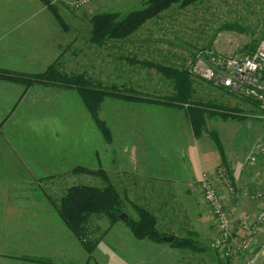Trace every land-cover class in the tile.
<instances>
[{"label": "crops", "instance_id": "obj_1", "mask_svg": "<svg viewBox=\"0 0 264 264\" xmlns=\"http://www.w3.org/2000/svg\"><path fill=\"white\" fill-rule=\"evenodd\" d=\"M68 30L40 0H0V70L34 77L58 60L60 70L71 73L75 59L70 62L71 57L63 56L72 47ZM237 44L241 50L245 46L242 40ZM241 52L245 51L235 54ZM178 54L173 53L171 62H179ZM197 80L195 87L201 96L211 91L222 105L240 103L241 96L235 97L232 91ZM107 98L98 117L106 125L108 137L79 90L57 83L26 86L0 78V250L5 248L4 242H20L6 246L9 258L0 257V264H210V249L217 257L213 240L210 243L214 232L210 209L193 196L198 195L202 173L221 165L228 166L241 185L240 161L230 154L232 146L227 141V130L234 122L240 123V118L205 114L206 127L195 135L189 108H137L136 102L128 101L122 102L130 108H113L108 107ZM244 105L240 110L247 112L250 108ZM211 130L219 133L224 160ZM32 134L35 140L30 139ZM100 170H105L118 191L142 194V204L160 217L163 231L191 238L205 250L194 253L174 246L173 241L137 239L126 222L111 224L99 214L90 217L86 226L89 239L83 238V243L61 217L59 200L71 186L87 183L86 178L103 182L97 173ZM56 177V188L49 195L40 182ZM71 177L75 182L68 181ZM25 178L31 184L36 178L38 184L27 187ZM170 193L182 209L173 221L165 219L170 207H176L168 202ZM46 225L55 229L44 236L38 228ZM25 226H31L32 232L22 234ZM89 240L95 242L92 254ZM18 244L28 248L17 251Z\"/></svg>", "mask_w": 264, "mask_h": 264}, {"label": "rangeland", "instance_id": "obj_2", "mask_svg": "<svg viewBox=\"0 0 264 264\" xmlns=\"http://www.w3.org/2000/svg\"><path fill=\"white\" fill-rule=\"evenodd\" d=\"M143 1L144 0H94L90 5L78 10L73 9L64 2L56 3L60 9L59 11L62 18L69 26L68 31H70L72 47L67 51V54L62 53L63 56L71 57L70 62L75 59L71 71H78L80 73L86 71L89 77L106 87L112 84H117L114 85L116 87H123L125 85V88L130 87L129 89H133L141 94L161 99L171 95L173 92L171 85L164 81L163 77L156 69L143 68L139 65L129 64L121 56L130 57L132 54H136L139 60H153L170 64L173 59V53L177 52L183 55L185 59L190 60L191 57L200 50L210 48L213 29L219 26L221 17L228 16L225 13L227 6L223 7L221 5L222 1L214 0H204L196 7H191L186 11L180 10L177 6H174L172 9L163 12L160 19L148 21V23L142 27L141 31L134 34L126 42L106 44L104 47H97L90 42V19L94 14L105 11L118 12L121 15L126 14L131 10L141 8ZM240 1L245 4L246 8L240 11L242 16L238 18L235 16L233 19L236 18V20L240 21L247 18L245 22L252 28L255 35L253 34V36L250 37L244 34L232 33L231 31L220 32L217 37L213 39L212 49L217 53L227 55L235 54L242 51L237 44L238 41L242 40V44H246L255 36L257 39L264 38V0ZM84 36L86 37L83 41L82 37ZM242 53L243 52L240 54ZM181 55L178 54V57H181ZM187 56H189V58H187ZM65 68L67 71L70 70L68 64H66ZM3 71L4 70L1 72ZM204 95L203 99L207 100L206 91H204ZM136 103L138 106L137 108H140L142 105H145L147 108H175L161 104H152L153 106L149 107L148 105L150 104L148 103ZM126 104L128 103H124L122 100H111L109 97L107 98L108 107L130 108L129 105ZM255 119L256 118H246L241 120L240 123L232 121L234 122L233 126L227 130V141L230 140L229 142L232 146L231 150L233 151L230 154L240 161V170L242 174V182L240 185L237 183L233 171L228 169L231 180L237 190L231 207L233 208V214L235 213V222L232 227L234 229V235L238 238L243 237L245 231L249 229L250 223L255 219L264 205V155L258 157V161L255 165L246 164L248 157L253 152L254 144L264 134V119ZM30 139L35 140L33 134ZM112 177L115 178V176ZM57 179L58 177L55 179L44 178L41 180V186L49 195H53V191L56 188L54 180L56 181ZM200 179L197 185L198 195H194L193 197L198 204L201 203L208 206L200 190ZM74 180L75 177H71V180L68 181L75 182ZM86 180H88L87 183L84 182L85 184L82 185H89L92 183L98 186L104 183V181L102 182L94 178H86ZM25 181L27 182L25 183L27 187L38 184L36 178H34L32 184L30 182L28 183V178H25ZM66 185L69 184L66 183ZM38 192L39 194L42 193L40 190ZM38 192L36 191V193ZM118 192L125 198L124 201L143 205L142 194ZM257 194H260V196L257 197ZM124 195H127V197ZM124 206L130 210L133 217H137L131 203ZM210 214H212L211 209ZM118 222L119 221H116L115 223ZM187 225L188 227H192V225ZM210 226L211 229H214L210 241V243H212V240L217 234L213 217L210 219ZM25 228L27 230L24 231L23 229L22 234L32 232L31 226H25ZM50 229H55L54 225L39 226L38 231L46 236L50 234ZM257 229L255 243L242 254L223 257L224 254L219 252L218 249H215L217 257H214L215 255L211 253L212 249H210L209 257L212 258L210 264H264V223ZM56 230L58 231L57 227ZM202 232L203 231L200 230V234ZM18 236L19 235H17V237ZM17 237H15V239ZM23 239L27 242L25 235H21V240L23 241ZM81 240L85 243V239L81 238ZM12 242V240L4 242L5 248H3V251L0 250V257L9 258L8 255L10 250H7L6 246ZM17 243L20 242L14 241L12 245H16ZM26 248H28V246H24V244L17 245V251H21L22 249L26 250ZM14 249L16 251V247H14ZM201 263L204 264L202 261Z\"/></svg>", "mask_w": 264, "mask_h": 264}, {"label": "trees", "instance_id": "obj_3", "mask_svg": "<svg viewBox=\"0 0 264 264\" xmlns=\"http://www.w3.org/2000/svg\"><path fill=\"white\" fill-rule=\"evenodd\" d=\"M48 9H50L59 23L64 29H68V24L64 21L60 14L59 7L53 3L52 0H40ZM204 0H144L142 7L139 9L131 10L126 14H120L113 11H105L94 14L90 19V42L97 47H104L106 44H114L119 42L128 41L134 34L141 31L142 27L152 19H160L162 13L177 6L178 9L186 11L191 7H196ZM222 1L221 5L227 6L225 13L227 17H221L219 26L215 27L212 31V37L210 40V48L213 46V39L217 37L220 32L233 31L239 34L248 35L250 37L255 35L252 28L247 25L245 19L236 20L233 17L242 16L240 11L246 8L245 4L240 0H214ZM235 6V8H233ZM246 17V15H245ZM260 40V41H259ZM264 40L257 39L256 36L251 39L250 42L244 44L243 51L251 52L257 45ZM259 41V42H258ZM129 64L139 65L143 68L156 69V71L163 77L164 81L171 85L173 92L171 95L165 98L150 97L133 89L109 86L106 87L100 82H97L93 78L88 76L86 71L83 72H71L64 73L60 70L58 60L51 64L47 70L36 76H26L18 73L1 72V79H8L25 84L31 85L35 82H42L44 84L57 83L65 86L66 88H75L80 91L81 96L87 103L89 111L96 121V123L103 129L105 136H109L106 125L98 117L100 105L106 97L114 99L128 101V102H141L148 104H161L168 107L175 108H189V113L192 118L191 122L195 135H199L206 127V115L215 114L217 116H223L231 119L240 118V121L246 118L259 119L260 108L258 99L254 97H246L232 92L235 97H240V103H237L232 107L222 105L217 97L212 95L211 91L206 92L207 100L203 99L195 87L196 77H194L189 71V63L194 57H191L187 64V59L184 56H179V62H171L170 64L165 62H157L153 60H139L136 54H132L130 57H124ZM184 57V58H183ZM189 58V56H187ZM213 85L212 82H209ZM223 87V86H219ZM225 88V87H223ZM227 89V88H226ZM238 97V98H239ZM248 104L247 112L240 110V105L244 106ZM230 108V109H227ZM243 113V114H241ZM245 113V114H244ZM198 117V120H197ZM255 119V120H256ZM211 137L216 141L219 146L222 159H226L224 147L216 130L209 131ZM264 154H256L258 157ZM257 163V162H256ZM227 169L228 166L221 165ZM220 167V166H219ZM217 167V168H219ZM83 169V168H81ZM101 174L104 185L102 187L91 185H77L68 189L66 194L59 200L58 211L63 218L67 227L79 238L89 239V232H87L86 226L89 225L90 217L95 214L106 216L111 224L116 221H121V214L127 213L128 220L126 224L129 226L131 232L137 239H147L153 242H165L166 236L172 235V233H166L161 226L160 217L156 213L149 209L145 205L135 204L130 202L134 208L137 217H133L127 212L124 205H126L125 198L120 195L114 184L110 181L105 170L97 172ZM230 174V173H229ZM231 176V175H230ZM168 202L175 204V208L170 207V214L165 219L169 218L170 221L178 219L180 217L182 209L179 208L178 203L173 202V194H169L167 198ZM167 224H164L166 228ZM172 244L179 248L190 249L197 253L202 251L204 247L199 245L191 238L177 236ZM95 246V242L89 240L88 252L92 254ZM205 250V249H204ZM199 253V252H198ZM31 260L39 261L37 259Z\"/></svg>", "mask_w": 264, "mask_h": 264}, {"label": "built area", "instance_id": "obj_4", "mask_svg": "<svg viewBox=\"0 0 264 264\" xmlns=\"http://www.w3.org/2000/svg\"><path fill=\"white\" fill-rule=\"evenodd\" d=\"M52 1L55 4L64 2L78 10L90 5L94 0ZM189 65L190 73L198 79L212 82L215 86H223L239 95L258 99L260 117L264 119V40L253 51L242 54L227 55L206 48L197 52L194 61L192 58ZM259 153L264 154V134L254 144L253 152L246 164L255 165L256 154ZM200 178V190L204 201L212 211L211 215L217 231L213 239L215 249L222 252L223 257L242 254L256 241L257 228L264 223V205L243 237L238 238L234 235L232 227L234 217L231 207L237 190L228 169L219 167L206 171ZM258 196L260 194H257Z\"/></svg>", "mask_w": 264, "mask_h": 264}, {"label": "water", "instance_id": "obj_5", "mask_svg": "<svg viewBox=\"0 0 264 264\" xmlns=\"http://www.w3.org/2000/svg\"><path fill=\"white\" fill-rule=\"evenodd\" d=\"M121 220L126 222L128 220V214L127 213H122L121 216H120ZM176 238V236L174 235H170V236H166L165 239L167 241H174Z\"/></svg>", "mask_w": 264, "mask_h": 264}]
</instances>
